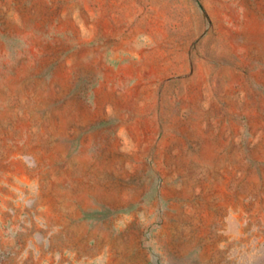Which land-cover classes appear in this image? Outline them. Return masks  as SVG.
Masks as SVG:
<instances>
[{"label": "rangeland", "instance_id": "obj_1", "mask_svg": "<svg viewBox=\"0 0 264 264\" xmlns=\"http://www.w3.org/2000/svg\"><path fill=\"white\" fill-rule=\"evenodd\" d=\"M0 264H264V0H0Z\"/></svg>", "mask_w": 264, "mask_h": 264}]
</instances>
